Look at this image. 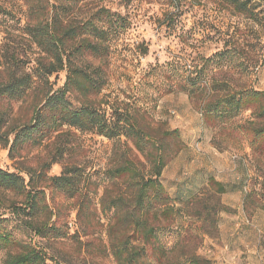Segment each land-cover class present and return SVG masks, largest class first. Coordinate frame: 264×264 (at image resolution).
Here are the masks:
<instances>
[{
  "label": "rangeland",
  "instance_id": "374dc122",
  "mask_svg": "<svg viewBox=\"0 0 264 264\" xmlns=\"http://www.w3.org/2000/svg\"><path fill=\"white\" fill-rule=\"evenodd\" d=\"M48 1L55 5L62 2ZM240 1H247L255 20L248 12L233 13L221 0H191L180 7L163 0H85L70 11L74 19H86L103 7L127 25L103 61L90 60L92 67L99 65L106 73L101 92L84 96L73 90L66 95L71 106L89 103L102 109L111 105L127 109L146 131L177 129L184 143L161 175L180 209L169 227L155 230L156 240L167 253L158 262L146 245L145 256L138 264H189L193 256L205 261L200 264H264V156L250 146L245 132L250 111L209 126L195 101L178 88L189 69L203 67L225 45L231 52V62L218 60L216 64L217 59H211L205 67L207 78L225 77L234 87L264 90V0ZM0 9L8 12L0 14V79H4V67L15 59L30 68L44 54L27 33L28 24L35 20L28 19L25 4L21 0H0ZM65 80V71L49 77L53 89L62 87ZM45 91L35 84L24 99L1 101L8 126L26 122ZM113 147V140L102 135L66 126L41 145H27L16 155L0 145V167L19 172L26 180L29 175L35 179L40 164L59 156V151L60 159L46 170L47 177L59 175L66 166L83 170L75 198H68L40 179L38 185L45 191L48 210L31 216L23 208L24 196L0 191V219L5 218L1 225L21 247L31 244L43 250L49 257L47 262L118 264L111 243L126 230L114 224L112 210L100 209V200L119 196L123 190L104 175L112 164ZM122 149L142 160L127 147ZM210 176L224 183L227 191L213 195L208 186ZM86 195L91 198L89 202L82 198ZM11 208L20 209L18 217ZM78 209L82 210L79 217ZM28 219L35 224L48 221L58 226L61 234L37 235L22 222ZM5 255L6 250H0V264Z\"/></svg>",
  "mask_w": 264,
  "mask_h": 264
},
{
  "label": "trees",
  "instance_id": "16d2710c",
  "mask_svg": "<svg viewBox=\"0 0 264 264\" xmlns=\"http://www.w3.org/2000/svg\"><path fill=\"white\" fill-rule=\"evenodd\" d=\"M21 1L27 7L28 19L35 20L33 24H28L27 33L44 55L37 58L35 65L30 68L18 63V59L4 67V79H0V103L5 99H24L35 84H40L46 91L43 92L40 103L34 106L31 117L22 124L9 127L7 112L0 109V145L8 148L10 155H16L27 145H41L53 134H58L64 126L82 132H93L113 140L112 164L105 170L104 175L109 183L121 186L123 190L119 196L104 200L101 198L100 209L101 212L112 210L111 219L115 221L114 224H120L126 232L129 231L112 241L114 257L118 264H138L139 259L145 256L144 246L148 245L152 255L157 256L156 260L162 262L161 258L167 252L156 240L155 230L169 227L180 209L168 194L161 175L168 161L184 146L179 131L156 129L148 132L127 109L113 105L102 109L89 103L72 107L66 97L73 90L84 96L101 92L106 83V73L99 65L92 67L90 60L103 61L127 25L119 15L103 7L96 9L86 19L71 17L70 11L85 0H62L59 5L49 3L48 0L44 4L40 0ZM163 1L170 6L180 7L191 0ZM221 1L233 13L248 12L250 18L255 20V13L247 7V1ZM0 14L5 15L8 12L0 9ZM146 52L147 49L144 48L143 53ZM262 58L264 62V55ZM86 59L88 65L85 63ZM211 59H217L214 60L216 64H219L218 60L229 63L232 56L224 45L221 51L204 62L203 67L196 70V65L192 70L189 69L188 74L178 83V88L195 101L204 123L209 126L224 124L238 116L241 111L249 110L250 119L246 123L245 132L249 134L250 146L254 150L257 148L264 156V90L246 86L234 87L225 77L207 78L208 71L205 67ZM255 65L256 63L252 64ZM59 71L66 72V80L62 87L53 89L49 77ZM127 145H131L134 150ZM122 147L135 152L142 160L136 156L131 157ZM61 152L51 161L40 164V171L35 179L33 175H29L26 180L19 172H10L0 167V191L24 196L23 208L28 209L26 214L29 216L48 210L44 203L45 191L38 185L40 179L47 180L53 189L68 198L77 197L83 176L80 167L66 166L59 175H46L50 165L60 159ZM208 186L213 195L227 191L226 185L212 176L208 178ZM82 198L88 202L91 200L87 195ZM19 208H11L16 217L19 216ZM88 212L93 214L92 211ZM81 213L82 210L78 209L76 215L79 217ZM3 221L5 218L0 219V250H6L3 264H62L54 259L47 262L49 257L36 246L28 244L21 247L12 233L1 225ZM22 222L37 235L61 234L59 227L48 221L35 224L28 219ZM14 247H20L21 250L12 251ZM188 261L189 264L205 262L197 256Z\"/></svg>",
  "mask_w": 264,
  "mask_h": 264
}]
</instances>
